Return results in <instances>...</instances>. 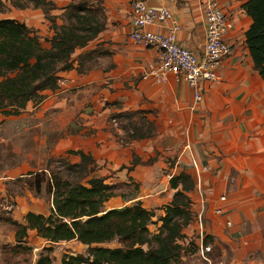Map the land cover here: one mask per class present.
<instances>
[{"label":"crops","instance_id":"1","mask_svg":"<svg viewBox=\"0 0 264 264\" xmlns=\"http://www.w3.org/2000/svg\"><path fill=\"white\" fill-rule=\"evenodd\" d=\"M53 1L60 14L70 2ZM132 1L105 0L106 30L88 48L78 51L76 56L95 49L111 54L88 63L85 74H79L76 70L63 73L61 76L66 79L67 88H71L72 92L65 89L43 92L45 99L40 105L42 110L50 116L61 114L67 111V105H71L68 99H58L61 94H66L68 98L74 94L75 89L94 87L98 89V93L103 94L101 98L100 94L96 96L97 99L103 98L106 101L101 103L103 107L106 103H120L122 109H110V114L113 111H155L158 138L155 141H135L132 144L135 153L127 152L132 155L131 161L136 155L143 162L132 172L123 170L126 174L121 179H133L139 183L141 178L143 184L140 187L141 196L130 201V205L141 201L148 210H154L159 216L164 215L163 208L172 201L175 191L168 195L169 182L165 184V188H151L148 183L144 185L145 181L153 179L154 173L164 169L169 173V180L170 175L186 172L196 182L195 191L189 194L192 211L195 216L203 207L206 208V237L209 236L212 240L214 250L219 247L223 256L233 257L232 264H264L263 261L243 263L240 260L243 252L247 254L257 251L260 252V257H264V81L255 70L253 58L246 45V33L253 21L243 10V6L249 0H217L232 23L227 39L233 45V53L222 64L220 80L205 85L204 100L201 103L195 102L193 91L186 82L173 75L163 84H157L151 79L143 80L149 66L158 62L159 51L140 48L129 40L132 30ZM145 1L154 8L171 11L182 25L179 43L199 55L203 53L205 25L199 0ZM40 106L36 107L34 102H30L23 112L36 111ZM47 107H50L51 112ZM9 117L0 111V130H4L11 121ZM94 128L98 129L99 126ZM86 131L83 130L81 134ZM110 131H95L93 140L96 146L94 150H90L93 153L87 150L93 140L78 135L77 139L81 142L78 150L91 154L97 163L101 160L113 163L109 164L112 170L115 169L112 165L117 162V169L120 170L123 165L129 166L130 163L121 160L118 153L123 148L114 141ZM102 133L110 134L111 137H105ZM145 145L149 149H145ZM188 145L191 149L186 150ZM155 149L160 153L158 159L153 162V166L147 165ZM65 150L63 154L67 152ZM193 158L199 165L208 168L199 178L192 165ZM16 174L18 173H0L1 197L7 196L5 181L19 176ZM28 174H22V177ZM146 188L150 189L149 193L144 191ZM222 195L228 198L225 205L228 214L218 217L214 214V209L221 206L219 198ZM120 199L111 201H115L117 205L109 209L128 206L129 203L125 202L124 205ZM16 200L26 210L20 220L22 222L29 212L48 215L51 209L50 207L47 213L39 211L42 202L33 195L31 202L19 196ZM49 203L51 204V199ZM227 219L234 222L233 228L226 229ZM184 234L186 238L181 244L185 247V252L180 263L192 264V258L198 257L197 251L201 243L196 220L184 230ZM31 236H37V233L30 231L29 239ZM37 238L43 242L42 247L47 245L45 240L38 236ZM190 241L195 244L196 252L189 249ZM73 243L80 244L77 241L61 244ZM63 254L73 253L64 251ZM210 258L212 264H224L218 262L217 258L214 261L212 255Z\"/></svg>","mask_w":264,"mask_h":264},{"label":"trees","instance_id":"2","mask_svg":"<svg viewBox=\"0 0 264 264\" xmlns=\"http://www.w3.org/2000/svg\"><path fill=\"white\" fill-rule=\"evenodd\" d=\"M63 8V24L58 25V10L53 0H11L13 7L43 11L53 24V35L46 40L26 24L14 19L0 20V111L7 117L19 116L30 102L40 104L43 92L57 91L63 73L76 70L86 73L88 63L111 53L102 49L81 53L106 30L105 0H69ZM0 7L3 2L0 0ZM253 23L246 33V45L254 68L264 81V0H249L243 6ZM59 19V18H58ZM107 104V103H106ZM105 104V107H106ZM121 110L120 103H115ZM154 117L152 120L151 117ZM157 114L152 110L119 111L111 120H123L120 129L127 134L126 143L156 137ZM70 156L78 157L72 163ZM153 160L149 159L148 164ZM143 164L134 155L130 165L120 171L132 172ZM99 165L91 154L70 150L66 157L51 159L47 167L26 175L29 189L40 195L44 189L51 199L48 215L29 212L24 222L9 218L18 248L27 244L29 232L47 242L36 264H54L56 245L77 241L87 247L85 254H64L61 264H176L185 252L181 242L184 230L194 221L190 193L196 182L181 172L170 179L175 191L172 201L163 208L164 215L148 210L141 201L121 209H108L110 200L125 195L117 191L124 186L94 177ZM17 181L22 182V178ZM25 182V181H24ZM126 199V198H125ZM156 226V232L151 229ZM205 243H213L209 236ZM116 243L117 247H106Z\"/></svg>","mask_w":264,"mask_h":264},{"label":"rangeland","instance_id":"3","mask_svg":"<svg viewBox=\"0 0 264 264\" xmlns=\"http://www.w3.org/2000/svg\"><path fill=\"white\" fill-rule=\"evenodd\" d=\"M1 1L3 2V7H0V20L14 19L20 23L26 24L29 28L36 30L44 39V47H50L49 43L46 40L51 38L53 35V24L45 17L43 11L35 10L32 7L21 10L13 7L11 4V0ZM59 11V9L53 11L52 15L58 16L57 23L58 25H61L63 24V21L62 16H60L62 14H60ZM75 57H77L76 54ZM64 81V84L61 88L59 87L58 90L65 89V91L68 90L72 92L71 88H67L68 84L66 83V79ZM98 94H100V98L103 95L101 93H98V89H95L94 87L86 89L81 87L75 89L74 94L70 95L71 97L67 98L66 94H61L59 96V100L62 101L63 99H68L71 104L69 106L67 105V111L61 114L50 116L49 113L46 114L45 110H42V107L40 106L41 103H35L36 107L40 106L36 111L27 113L22 112L18 117L10 116L9 118L11 121L7 123L4 130H0V173L2 175H15V173H18L16 175H21L22 177V174L25 173L28 174L32 172H40L47 167L48 162L51 159H58L60 156L66 157L68 149L77 151L81 146L80 139H77L78 135L82 136V138L93 140L95 138V131H103L109 133L108 131H110V129L112 131L111 135H113V137L115 138L114 141L116 140V142L123 148V151H119L118 153L121 160L130 163V159L132 158L130 156L132 155L127 152L131 151L135 153V151L132 150V144L135 141H132L129 144L126 143L127 134H125V132L120 129L121 124H124V122H122L123 120H119L118 122L111 120L112 113H117L119 111H113L111 114L109 112L110 109L115 110L116 108L119 110V106H116L115 103H107L106 107H103L101 103L106 101H103V98L102 100L97 99L96 96ZM101 107H103V109L100 110ZM47 108L49 112H51L50 107ZM151 119L153 120L154 117L152 116ZM96 126H99V128L95 129L94 127ZM81 129L87 131L81 134V132L83 131ZM101 135L105 137H111L110 134L102 133ZM3 138L5 139L4 141ZM157 138L158 132L156 137L151 140L155 141ZM94 141L95 140H93L92 142L90 141L89 148L85 147L88 151L94 150L96 146L94 145ZM141 141L142 140L137 142ZM144 148L149 149L147 145H145ZM64 150L67 152L63 154ZM159 154L155 149L153 156H151L150 159H152L153 162L157 161ZM69 159L72 163H76L79 161L78 157L70 156ZM153 162L150 164H146L153 166ZM98 163L100 165L99 169L93 174V176L98 178H105L107 183H117L124 185L121 186V188L117 191L118 194H121L123 196L125 195L126 199L117 197L118 199L121 198L120 201L124 203V205L125 202L129 203L130 201H133L141 196L142 193L140 192V187L143 185L141 178H139V183L134 182L133 179L123 180L121 179V177H123L126 173L125 171H120L117 169L119 167L117 162L115 163V165H112L115 167L114 170L109 168L111 167L109 164H113L111 162L109 163V161L104 162L103 160H101ZM168 174V171L165 169L159 171L158 173H154L155 176L153 177V179L148 180L147 182L145 181L144 185L146 186L148 183V186L151 188H163V186L165 188V184L169 182L170 188V180L168 179ZM19 176H16V178L14 179L5 181L7 196L1 197L2 195H0V264H36L40 253L45 247H42L43 242L39 238H37V236H31L30 239L28 238L27 244H24L23 246H20V248H18L15 240V232L8 222L9 218H13L14 220L22 222L20 220L26 213V210L19 206L16 200L17 196H19V198H26L27 202H31L30 200L32 198V195L36 198H39L42 202L41 207H39V211L41 212L46 211L47 213V211L51 207L46 189H44L40 195H36L35 192L31 191L29 189V186L26 184V176L24 175V177H22V182L17 181V177L19 178ZM149 190L150 189H144L146 193H149ZM172 192L173 190L170 188L168 190V195L172 194ZM9 196H12V198ZM114 199L116 198H113L107 204L108 209L117 205L115 201L111 203V201H113ZM130 204L131 203H129L128 206ZM121 208L123 207L121 206ZM151 229L154 232H156L157 230L156 226H151ZM105 246L117 247L118 245L116 243H113ZM188 246L190 250L196 252V250H194V243L190 241L188 243ZM87 249L88 248L85 246L74 243L70 245H56L54 253L52 255L54 264H60V260L64 255V251L71 252L74 255H80L85 254ZM212 256L214 261L217 258L218 262H223L224 264H232L233 257L223 256L222 249H220L219 247L214 250ZM192 260H194L192 264L205 263L199 258V256L192 258ZM240 260L243 263H251L255 261L264 262V257H260V252L257 251H253L247 254L243 252Z\"/></svg>","mask_w":264,"mask_h":264},{"label":"built area","instance_id":"4","mask_svg":"<svg viewBox=\"0 0 264 264\" xmlns=\"http://www.w3.org/2000/svg\"><path fill=\"white\" fill-rule=\"evenodd\" d=\"M205 25V44L202 54H197L179 43L182 25L168 9H157L145 0H133L131 5L132 30L129 40L143 49H158L159 60L149 66L143 75V80H153L157 84L166 83L170 76L183 79L192 89L194 100L201 103L204 100L205 85L220 80L219 71L223 62L232 55L233 45L227 39L232 23L217 0H199ZM64 79L58 81L61 88ZM191 149L188 145L186 150ZM192 165L198 172V178L207 171L206 166L192 159ZM172 178V175H170ZM221 206L215 207L214 214L224 217L228 198H219ZM203 204H205L203 202ZM206 208L203 207L194 217L199 227L200 246L197 254L206 264H212L211 255L214 244L205 243L206 238ZM226 229L234 227L231 219L225 221Z\"/></svg>","mask_w":264,"mask_h":264}]
</instances>
